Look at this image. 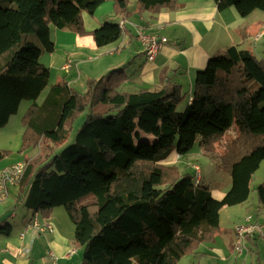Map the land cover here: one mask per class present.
Listing matches in <instances>:
<instances>
[{
	"label": "trees",
	"instance_id": "16d2710c",
	"mask_svg": "<svg viewBox=\"0 0 264 264\" xmlns=\"http://www.w3.org/2000/svg\"><path fill=\"white\" fill-rule=\"evenodd\" d=\"M106 1L119 13L127 11L129 0H0V130L21 103H31L22 118V154L60 146L85 114L71 144L36 167L26 162L19 182L29 186L20 198L24 207L34 215L64 208L83 264H177L215 239L224 208L249 200L264 162V61L229 47L198 72L191 94L173 81L159 91L122 90L128 77L117 69L89 80L84 93L55 85L38 105L50 81L40 59L55 50L52 27L90 35L98 47L122 36L116 22L84 28L82 14L93 15ZM136 1L153 13L177 8V0ZM213 1L218 10L233 7L242 17L264 13V0ZM230 132L234 138L219 153ZM197 142L205 155L221 158L231 177L221 200L201 177L164 164L172 152L186 156ZM9 155L0 150V162ZM256 193L264 211V182ZM11 232L9 222H0V235Z\"/></svg>",
	"mask_w": 264,
	"mask_h": 264
},
{
	"label": "crops",
	"instance_id": "0c3cea01",
	"mask_svg": "<svg viewBox=\"0 0 264 264\" xmlns=\"http://www.w3.org/2000/svg\"><path fill=\"white\" fill-rule=\"evenodd\" d=\"M82 21L88 31L110 21L121 24L124 32L118 41L98 47L90 35L81 36L70 28L59 30L52 27L55 50L40 59L50 69V81L42 93V102L37 101L38 105L43 103L55 85L67 84L84 93L89 80H99L117 69H123L128 77L122 90L132 93L141 89L159 91L173 81L191 94L198 72L206 68L211 57L229 47L249 51L264 61V13L257 10L242 17L233 7L218 10L213 0H177L176 9H162L157 13L143 11L136 0H129L127 11L119 13L113 1H106L93 15L84 12ZM152 34L166 38L167 43L155 59L149 61L139 37ZM30 105L29 102L21 103L18 113L0 130V150L11 152L0 162V175L4 168L17 162L32 165L38 161L34 167L42 164L34 155L42 147L50 150L48 158L57 153L53 151L56 148L53 143L19 153L26 131L22 118ZM22 106H25V112L21 114ZM176 155L172 152L164 164L178 167L182 157ZM181 172L186 173L183 169ZM210 189L217 200L223 199L228 192ZM8 191V197L0 203V222H9L12 232L10 236L0 235V264H83V248L75 243V226L66 211L61 207L36 215L28 211L24 202L19 201L21 195L25 197L29 191L28 182L12 185ZM247 203L232 208L246 207ZM258 210L256 215H264L261 208ZM253 219L263 225V220ZM33 222L39 225L49 223L54 232H41L30 226ZM221 224L222 212L220 230L215 239L202 244L197 253L188 258L200 263L206 260L207 264H228L234 254H244L239 255L235 251L237 227L232 229ZM248 239L253 240L256 246L260 245V236ZM71 250L74 253L68 256Z\"/></svg>",
	"mask_w": 264,
	"mask_h": 264
},
{
	"label": "rangeland",
	"instance_id": "374dc122",
	"mask_svg": "<svg viewBox=\"0 0 264 264\" xmlns=\"http://www.w3.org/2000/svg\"><path fill=\"white\" fill-rule=\"evenodd\" d=\"M32 37L35 38V36H32ZM42 98L43 96L41 94V96L38 99L39 103L42 102L43 100ZM186 105H187L186 102L181 103V105L178 106L177 111L179 113L183 112L186 108ZM24 112H25V106H22L21 114ZM84 118H85V114L79 115L73 121L70 136L62 144H60V146L55 145L56 148H54L53 151L59 152L65 146H67L68 144H71L74 141L76 132L81 127L84 121ZM232 133H234V131H232ZM232 138H234L233 134L227 136V138L221 141L222 143L219 144L218 146L219 153H222V149L226 146L227 143L229 144L231 142ZM50 153H51L50 150L42 147L41 149H38L34 153V155L35 154L37 155V159L40 162H44V160L50 156ZM37 162L38 161H36L35 164ZM17 163H21V162H17ZM15 164H12V165H15ZM12 165H9V166H12ZM178 167L180 171L183 169L184 171H186V173L193 175L196 180L200 176L201 182L203 184L207 185L208 187H212L215 190H220L221 193H224L225 190L227 191L230 189L232 180H231L229 173L226 170H224L223 162L221 158L218 155H210V156L205 155L202 151V148L199 146L198 142L194 145V147L192 148L189 154H187L186 156H182V160L180 161ZM198 167L200 169V172L198 171ZM263 182H264V162L261 163L260 168L253 176V179L251 182V193H250V197H249V200L246 206L247 208L241 207V206L237 208L231 207V208H224L222 211V224L221 225L223 227L227 226L232 229L234 228V226H236L237 228L240 226H244L246 224L245 219L246 217H248V215H250L252 218L255 217L258 220L260 219L263 220L262 221L263 225H262L259 222H255L253 219L254 223H258L259 225L263 227V233L259 239L260 245L256 246L253 240L251 241L250 239H248L246 242V249H245L244 254L242 256H237L234 254V257L231 259V261H229L228 264H264V215L258 214L259 213L258 209L260 208V205H259V202L257 199V193H256V187L262 184ZM20 198L23 199V195H21ZM19 201L21 202L22 200L19 199ZM61 210L65 211V209L62 207H61ZM257 211L258 213L256 215L255 212ZM235 237H236V234H235ZM177 264H207V261L204 260L203 263H200L199 260L194 261L193 258H188L187 256L183 258Z\"/></svg>",
	"mask_w": 264,
	"mask_h": 264
},
{
	"label": "built area",
	"instance_id": "2783aa9c",
	"mask_svg": "<svg viewBox=\"0 0 264 264\" xmlns=\"http://www.w3.org/2000/svg\"><path fill=\"white\" fill-rule=\"evenodd\" d=\"M139 40L144 46L145 55L149 61H153L160 49L167 43L166 38L158 36L157 34L141 35ZM25 167V163L21 162L2 170L0 175V202L4 201L8 197L9 186L19 184L23 177ZM245 223L246 224L244 226H240L236 229L234 247L235 251L239 255L244 253L247 239L250 238V236H262L263 233V227L257 223H254L251 216L246 217ZM30 226L38 229L41 232H54V227L49 223L39 225L37 222H33V224ZM73 253L74 252L71 250L68 253V256L72 255Z\"/></svg>",
	"mask_w": 264,
	"mask_h": 264
}]
</instances>
